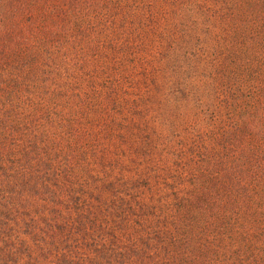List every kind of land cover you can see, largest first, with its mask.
<instances>
[{
	"label": "rangeland",
	"instance_id": "rangeland-1",
	"mask_svg": "<svg viewBox=\"0 0 264 264\" xmlns=\"http://www.w3.org/2000/svg\"><path fill=\"white\" fill-rule=\"evenodd\" d=\"M20 3L47 39L41 43L48 46L50 69L61 71L55 82L91 90L92 100L102 104L94 117L120 122L108 126L107 120V126L92 130L105 146L125 152L124 162L137 167L136 177L155 184L152 194L145 191L148 204H170L169 186L180 196L184 190L189 194L193 184L187 174L203 170L195 197L207 190L222 204L229 198L239 220L251 210L264 211V0ZM106 86L112 90L108 103L102 101ZM247 113L254 117L241 147L221 149L220 141L237 135L234 126ZM239 149L245 165L236 179H243L245 191L237 192L240 183L230 189L234 180L209 188L216 155L233 157ZM201 152L208 156L204 162L194 157ZM230 241L235 253L221 243L217 256L197 254L191 264H249L246 241L239 236Z\"/></svg>",
	"mask_w": 264,
	"mask_h": 264
},
{
	"label": "trees",
	"instance_id": "trees-1",
	"mask_svg": "<svg viewBox=\"0 0 264 264\" xmlns=\"http://www.w3.org/2000/svg\"><path fill=\"white\" fill-rule=\"evenodd\" d=\"M20 2L0 0V264H191L197 254L217 256L222 245L235 253L230 240L236 236L246 241V261L264 264V229L257 227L264 226V211L239 220L229 198L222 204L207 190L195 197L203 170L187 174L193 186L183 178L189 194L169 186L170 204L146 202L145 191L152 194L155 184L136 177L125 152L105 146L92 130L120 122L94 117L102 104L91 90L55 82L61 71L50 69L41 43L47 39ZM106 88L102 101L108 103L112 90ZM224 103L229 108L230 97ZM253 117L245 114L234 124L237 135L218 146L241 147ZM235 153L216 155L209 188L234 180L230 189L240 183L237 192L245 191L236 179L243 153Z\"/></svg>",
	"mask_w": 264,
	"mask_h": 264
}]
</instances>
